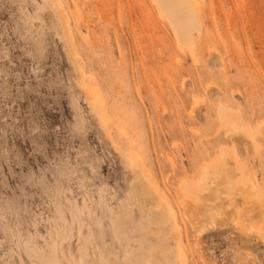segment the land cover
Listing matches in <instances>:
<instances>
[{
  "label": "rangeland",
  "instance_id": "obj_1",
  "mask_svg": "<svg viewBox=\"0 0 264 264\" xmlns=\"http://www.w3.org/2000/svg\"><path fill=\"white\" fill-rule=\"evenodd\" d=\"M193 1L0 0V264H264V0Z\"/></svg>",
  "mask_w": 264,
  "mask_h": 264
},
{
  "label": "bare ground",
  "instance_id": "obj_2",
  "mask_svg": "<svg viewBox=\"0 0 264 264\" xmlns=\"http://www.w3.org/2000/svg\"><path fill=\"white\" fill-rule=\"evenodd\" d=\"M58 4L59 7H56V10L64 11L62 8V0H53ZM159 6V13L162 18L168 15L169 19L174 23L175 29L178 34H180L185 42L190 43L192 39L193 29L198 27V18H200V12L196 9V3L193 0H156ZM65 18L67 21V14L65 13ZM221 116L224 122V127L226 130L236 132L237 138H243L249 140V143L254 146L255 138L252 132H245L246 126L242 122V119L232 108H228L223 106L221 109ZM256 155L258 154V146ZM240 185H244L243 187L237 186L238 194L243 199L246 205L251 210H256L264 214V197L258 190V186L254 183H249L243 180ZM154 192L160 195V189L158 187H154ZM232 198H236L235 196ZM179 223L175 221L174 223V232L176 233L179 230ZM178 234V233H177ZM181 247V246H180ZM181 248L180 250H182ZM132 251L129 252L128 257L131 259ZM151 258L145 255H139L137 261L139 264H168L169 256H167V252L165 249L160 248L158 250H151ZM180 255L187 259L186 251H180ZM179 257V256H178ZM162 258V260H161ZM186 261V260H185ZM182 262V261H181ZM184 263V262H183ZM182 263V264H183ZM177 264V263H176Z\"/></svg>",
  "mask_w": 264,
  "mask_h": 264
}]
</instances>
